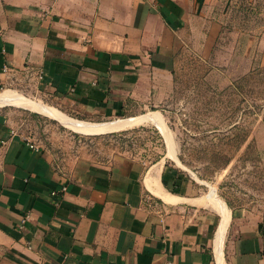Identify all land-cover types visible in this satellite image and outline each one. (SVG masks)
Listing matches in <instances>:
<instances>
[{
    "label": "crops",
    "instance_id": "1",
    "mask_svg": "<svg viewBox=\"0 0 264 264\" xmlns=\"http://www.w3.org/2000/svg\"><path fill=\"white\" fill-rule=\"evenodd\" d=\"M217 1L0 0V93L20 87L78 121L146 115L170 92L187 32L219 46ZM255 12L263 67L264 0ZM14 129L0 110V264H264V215L170 193L167 152L150 167L65 162Z\"/></svg>",
    "mask_w": 264,
    "mask_h": 264
},
{
    "label": "rangeland",
    "instance_id": "2",
    "mask_svg": "<svg viewBox=\"0 0 264 264\" xmlns=\"http://www.w3.org/2000/svg\"><path fill=\"white\" fill-rule=\"evenodd\" d=\"M258 3L218 0L214 8L225 27L219 46L206 52L199 34L187 32L186 45L174 61L170 92L158 107L144 112L160 113L176 160L166 155V142L151 123L117 137L81 135L26 108L0 110L14 130L60 161L105 163L128 157L150 167L164 152L165 170L179 181L170 193L205 196L214 190L232 209L264 215V66L255 62L254 47L263 19L255 12ZM4 90L43 101L20 87ZM42 104L50 106L45 100Z\"/></svg>",
    "mask_w": 264,
    "mask_h": 264
},
{
    "label": "bare ground",
    "instance_id": "3",
    "mask_svg": "<svg viewBox=\"0 0 264 264\" xmlns=\"http://www.w3.org/2000/svg\"><path fill=\"white\" fill-rule=\"evenodd\" d=\"M10 105L26 108L28 110L36 112L40 115L50 118L51 120L56 121L64 128L81 135H103L108 134L110 132H116L119 130L132 128L133 126H137L143 123H151L155 125V127L158 129V131L164 138L167 146L168 156L176 160L173 145L169 138L167 128L165 127L163 119L160 113L158 112H150L146 115L139 116L138 118H124L123 120H113L103 123L78 121L66 116L65 114L53 107L44 105L40 102H34L32 100H29L28 98H25L15 93L14 91L4 90L0 93V107ZM150 183H148V185L157 193H155L156 195H161L162 198L168 202H174L175 198L171 197L170 195H166V193L162 194L160 192L159 187H157L158 184L153 186L152 183ZM206 199L210 203L212 202V204H218V200L214 197V190L213 193H209L206 195Z\"/></svg>",
    "mask_w": 264,
    "mask_h": 264
},
{
    "label": "built area",
    "instance_id": "4",
    "mask_svg": "<svg viewBox=\"0 0 264 264\" xmlns=\"http://www.w3.org/2000/svg\"><path fill=\"white\" fill-rule=\"evenodd\" d=\"M11 70L8 68V67H6V66H4L3 67V70H2V72L5 74V73H9ZM25 74H30V73H32L30 70H24L23 71ZM36 78L37 79H41V74H38L37 76H36ZM28 142V144H29V141H27ZM29 146H30V148H32V149H38V148H36L35 146H34V144L33 143H30L29 144ZM62 191H64V188L62 189ZM57 194V192H53L52 193V195L53 196H55ZM169 264V263H168Z\"/></svg>",
    "mask_w": 264,
    "mask_h": 264
},
{
    "label": "trees",
    "instance_id": "5",
    "mask_svg": "<svg viewBox=\"0 0 264 264\" xmlns=\"http://www.w3.org/2000/svg\"><path fill=\"white\" fill-rule=\"evenodd\" d=\"M127 131H123V132H120V133H110V134H108V135H110V136H112V137H117V136H121V135H123L124 133H126ZM160 160V157L159 156H157V158L155 159V161L154 162H152V164H154V163H156V162H158Z\"/></svg>",
    "mask_w": 264,
    "mask_h": 264
}]
</instances>
